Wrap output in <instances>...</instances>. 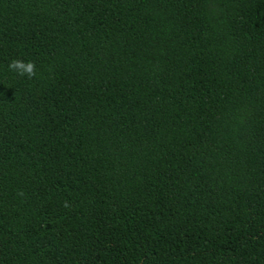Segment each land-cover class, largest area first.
Wrapping results in <instances>:
<instances>
[{"label":"trees","instance_id":"trees-1","mask_svg":"<svg viewBox=\"0 0 264 264\" xmlns=\"http://www.w3.org/2000/svg\"><path fill=\"white\" fill-rule=\"evenodd\" d=\"M0 264H264V0H0Z\"/></svg>","mask_w":264,"mask_h":264},{"label":"clouds","instance_id":"clouds-1","mask_svg":"<svg viewBox=\"0 0 264 264\" xmlns=\"http://www.w3.org/2000/svg\"><path fill=\"white\" fill-rule=\"evenodd\" d=\"M11 70L17 71L21 76L33 78L36 75V69L34 62H24L21 60H13L9 64Z\"/></svg>","mask_w":264,"mask_h":264}]
</instances>
